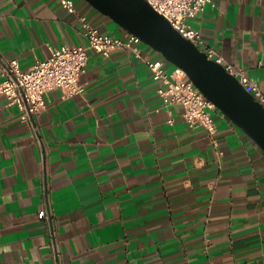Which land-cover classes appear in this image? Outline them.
<instances>
[{"label":"crops","instance_id":"0c3cea01","mask_svg":"<svg viewBox=\"0 0 264 264\" xmlns=\"http://www.w3.org/2000/svg\"><path fill=\"white\" fill-rule=\"evenodd\" d=\"M75 2L0 0V58L30 68L54 47L87 44L82 16L126 33L90 0ZM189 22L204 50L264 90V0H212ZM140 48L91 49L83 94L46 93L41 143L0 94V264H264L263 148L217 106L216 138L191 126L149 60L176 64Z\"/></svg>","mask_w":264,"mask_h":264},{"label":"built area","instance_id":"2783aa9c","mask_svg":"<svg viewBox=\"0 0 264 264\" xmlns=\"http://www.w3.org/2000/svg\"><path fill=\"white\" fill-rule=\"evenodd\" d=\"M148 1L169 18L182 34L202 48L205 42L203 32L193 26L189 19L202 12L212 0ZM62 2L70 10H76L75 0ZM82 18L84 32L89 39L87 44H63L54 47L50 56L38 59L30 68H24L18 58L8 60L0 58V72L3 75L0 94H5L10 103L20 107L23 121L35 125V117L47 107L46 93L51 89L62 88L71 96L85 92L86 86L81 81V76L87 70L91 49L106 55L119 47L134 48L138 53L141 52L140 44L143 43V39L139 35L129 31L124 35L103 32L92 24L87 16ZM205 51L210 58L224 63L227 69L236 74L255 97L264 103V90L258 82L242 68L228 62L215 48H208ZM149 64L154 70L155 78L162 82L159 92L164 100L169 103H182L189 124L193 127H205L216 138L218 125L212 113L216 105L202 92L187 71L179 65L169 71L163 60H149ZM34 130L41 143L42 138L36 125ZM40 217L51 222L50 208H43Z\"/></svg>","mask_w":264,"mask_h":264},{"label":"water","instance_id":"95a60500","mask_svg":"<svg viewBox=\"0 0 264 264\" xmlns=\"http://www.w3.org/2000/svg\"><path fill=\"white\" fill-rule=\"evenodd\" d=\"M90 1L183 67L202 92L264 150V103L224 63L210 58L148 0Z\"/></svg>","mask_w":264,"mask_h":264}]
</instances>
